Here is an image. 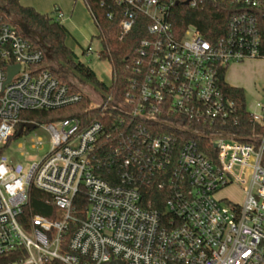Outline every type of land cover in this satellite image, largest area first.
I'll return each mask as SVG.
<instances>
[{"label": "built area", "instance_id": "obj_1", "mask_svg": "<svg viewBox=\"0 0 264 264\" xmlns=\"http://www.w3.org/2000/svg\"><path fill=\"white\" fill-rule=\"evenodd\" d=\"M110 1L122 8L123 34L140 13L150 38L139 44L124 94L90 101L98 116L85 122L20 119L23 111L69 107L86 95L55 78L42 51L0 17V264H264V133L247 143L209 126L234 111L221 71L264 60V0H227L234 11L213 42L191 25L174 31L167 17L179 0ZM53 11L61 22L63 14ZM254 106L250 119L264 130V106ZM22 123L50 135L45 155L25 172L2 154L11 138L28 132L17 136ZM101 137L114 140L107 153H99ZM200 137L214 157L198 150ZM43 145L38 139L32 147ZM102 165L120 167L119 184L95 174ZM149 182L166 188L162 211L143 200L141 185ZM230 185L241 190V202L217 197ZM32 189L48 196L55 219L26 214Z\"/></svg>", "mask_w": 264, "mask_h": 264}, {"label": "trees", "instance_id": "obj_2", "mask_svg": "<svg viewBox=\"0 0 264 264\" xmlns=\"http://www.w3.org/2000/svg\"><path fill=\"white\" fill-rule=\"evenodd\" d=\"M22 0L0 1V17L11 24L18 35L27 39L36 49L43 53V62L46 68L61 83L68 85L73 91L78 88L68 81L71 76L78 83L88 82L100 96L114 94L120 98L128 88V83L134 78L133 62L139 58V44L143 39H149L147 31L150 21L138 13L133 25L127 33L123 34L119 27L122 11L114 1L110 0H83L96 29L95 38L99 41L101 50L98 58L107 61L110 66V82H99L91 69L79 62H75L73 53L65 46L64 39L67 35L65 27L52 17L41 14L32 7L21 4ZM202 3L197 8H190L185 0H179L168 11L167 20L174 31L180 34L187 26L195 27L201 37L213 42L224 35L227 22L234 11V5L227 0H198ZM159 2L168 3L169 0ZM260 54L264 56V18L260 21ZM225 70L219 77L220 88L226 98L234 104L233 113L222 123L210 124V128L220 126L225 130V135L233 136L240 142H251V136H261L264 133L260 123L250 119L244 91L240 87L229 85L225 80ZM90 100L84 96L79 103L57 110L23 111L20 119L38 124L61 121L75 117L80 121H88L98 116L97 109L89 107ZM114 145L105 137L97 143L99 153H107L110 145ZM198 150L209 157H214L215 150L206 137L199 138ZM1 151V150H0ZM120 167L117 165L100 166L95 174L111 185L119 184ZM141 193L145 203H150L152 208L162 211L164 201L168 194L166 188H158L155 182L141 185ZM48 196L36 189L30 191L29 212L44 216L50 220L55 219L58 212L54 206L47 204ZM71 231L64 235L67 242Z\"/></svg>", "mask_w": 264, "mask_h": 264}, {"label": "rangeland", "instance_id": "obj_3", "mask_svg": "<svg viewBox=\"0 0 264 264\" xmlns=\"http://www.w3.org/2000/svg\"><path fill=\"white\" fill-rule=\"evenodd\" d=\"M21 4L32 7L37 12L53 19L56 18L53 9L58 7L64 19L60 23L68 32L64 44L73 53L74 61L91 69L99 82L109 84L110 66L107 61L98 58L101 46L95 38L97 29L83 0H22ZM88 47L91 48V51L86 53ZM67 79L81 93L88 96L90 101L99 104L98 96L101 95V92H95L90 83H78L77 79L71 76H68ZM225 80L228 84L243 88L245 103L249 112L254 113L256 111L255 103L264 106V60L230 64L225 72ZM38 139L44 145L37 149L33 148L32 146ZM49 140V133L38 127L23 133L19 137L11 138L2 149V154L9 164L20 165L25 172L29 165L37 163L45 155ZM217 197H225L236 202H241L243 199L241 190L234 185L218 192Z\"/></svg>", "mask_w": 264, "mask_h": 264}, {"label": "water", "instance_id": "obj_4", "mask_svg": "<svg viewBox=\"0 0 264 264\" xmlns=\"http://www.w3.org/2000/svg\"><path fill=\"white\" fill-rule=\"evenodd\" d=\"M188 1H189V0H186V1H185V4H186ZM17 69H18L17 66L8 69V72H7V81L10 80V78L12 77V75L14 74V72L17 71ZM35 128H36V125H34V124H31V123H22V124H20V126H19V130H18L17 136H19V135L21 134V132H22L23 129H24L25 131H31V130H33V129H35ZM213 146L215 147V144H214ZM112 264H119V263L114 262V263H112Z\"/></svg>", "mask_w": 264, "mask_h": 264}, {"label": "crops", "instance_id": "obj_5", "mask_svg": "<svg viewBox=\"0 0 264 264\" xmlns=\"http://www.w3.org/2000/svg\"><path fill=\"white\" fill-rule=\"evenodd\" d=\"M55 8H58V7H55ZM59 9V8H58ZM60 10V9H59ZM61 12V11H60ZM64 21V19H62V21H61V23ZM256 60H263V59H256ZM247 63L249 62H252V60H248V61H246ZM229 85H231V84H229ZM231 86H235V87H240V88H242L241 86H237V85H231ZM243 89V88H242Z\"/></svg>", "mask_w": 264, "mask_h": 264}]
</instances>
